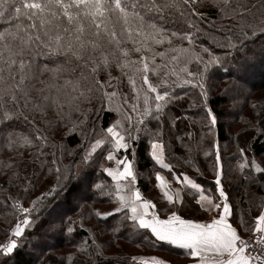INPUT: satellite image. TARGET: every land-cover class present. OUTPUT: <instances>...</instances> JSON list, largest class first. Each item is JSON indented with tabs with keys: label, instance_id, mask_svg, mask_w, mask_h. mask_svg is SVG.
Instances as JSON below:
<instances>
[{
	"label": "snow or ice",
	"instance_id": "obj_1",
	"mask_svg": "<svg viewBox=\"0 0 264 264\" xmlns=\"http://www.w3.org/2000/svg\"><path fill=\"white\" fill-rule=\"evenodd\" d=\"M213 15L228 23L217 25ZM198 36L208 37L209 45L201 43L197 51ZM258 40L264 41V0H0V153H11L0 159V175L17 189L0 199L15 217L4 229L0 264H17L19 253L28 257L27 264H97L112 241L97 243L103 230H86L85 212L106 224L119 218L110 226L117 236L130 232L125 238L133 242L182 250L187 264H264V197L246 212L224 185L234 170L260 183L252 173L264 178V158L258 162L238 147L243 162L233 165L235 157L223 154L219 119L208 103L210 73L220 69L231 77L222 94L237 110L248 53ZM112 113L115 118L104 126L103 117ZM258 120L249 122L250 128L264 136V109ZM185 121L197 130L175 135ZM73 136L78 142L70 147L66 140ZM173 138L185 149L182 157L168 147ZM145 141L161 169L154 175L166 201L163 214L136 186L137 146ZM194 151L211 161L209 186L198 182L199 167L193 176L171 162L182 158L192 167ZM65 156L72 158L68 164ZM100 157L113 165H99L113 182L110 190L106 181L89 180L88 170ZM53 173L55 182L29 200L41 177ZM77 186L115 205L100 211L74 196L73 219L59 209ZM186 206L193 210L191 218L181 213ZM254 207L260 210L252 217ZM76 226L86 235L72 245L74 252H61L57 237L71 244L79 235ZM115 264L171 262L133 254L117 257Z\"/></svg>",
	"mask_w": 264,
	"mask_h": 264
},
{
	"label": "trees",
	"instance_id": "obj_2",
	"mask_svg": "<svg viewBox=\"0 0 264 264\" xmlns=\"http://www.w3.org/2000/svg\"><path fill=\"white\" fill-rule=\"evenodd\" d=\"M213 19H217L213 15ZM264 41L258 40L255 45L250 49L248 56L251 57L250 60L247 61V72L245 74V86H244V95L240 96V105L238 106L237 110L232 111V104L230 103L227 96L223 95L222 92L225 89L226 85L230 84L231 77L226 76V74L223 72V70L215 69L210 73V79H209V85L208 87L211 88L214 93H212L208 97V103L209 106L212 107L214 112L217 114L219 119V124L217 127V131L219 134V142L222 143H228L229 145H232L233 143H236L235 145L239 144L240 147H246L253 156L259 157L264 155V136H257L255 131L250 128V126L245 125V118L246 116H249L248 120L251 121V123H254L253 119V112H252V106H251V99L255 96V94L262 90L264 94V46L261 47L262 43ZM186 43V42H185ZM203 43L205 46L209 45V38L205 36H198L195 47L196 50H199V45ZM194 70L195 66H191ZM115 74V73H114ZM40 85L37 84V87ZM128 87L125 85L123 86L122 90L126 92ZM185 91L189 92L191 95L195 96L197 89H191V88H185ZM250 91L251 95L248 96L247 92ZM198 95V94H197ZM231 95V93H229ZM247 101V102H245ZM264 101V100H263ZM199 103V101H197ZM187 102H182V108H186ZM255 110V109H254ZM173 112H176V114H180V111H178L176 108L172 109ZM195 110H190L188 112V115H192V113ZM231 114V115H230ZM114 113L108 114L103 117L104 126H107V123L109 120L113 117ZM230 115V116H229ZM243 117V119H242ZM229 119H232L231 122H228ZM188 121H185L184 123H178V127L175 129V135H183L182 131L186 129L187 131H196L197 129H191L186 127V124ZM244 126H239L238 125ZM260 123L258 120V117L256 116V122ZM254 123V124H255ZM198 128V126H197ZM246 130V131H243ZM63 131V130H61ZM57 135V133L55 134ZM173 135L171 132L168 133V137H172ZM59 138H61V134L59 135ZM77 137L73 136L66 140V143L69 144L70 147H74L75 143H77ZM173 144L171 143L168 147L172 151L175 152V155L177 157H182V154L184 153L182 147L178 146V142L173 138L172 139ZM195 142L193 141V144ZM175 145V147H173ZM245 145V146H244ZM205 149H207V144L204 145ZM49 151L51 149H48ZM32 150H27L24 152V158L25 160L29 157V152ZM5 151L3 153H0V159H7L11 153ZM248 154V152H247ZM166 155H168V152L166 151ZM251 156V155H250ZM194 161L192 167H188L184 164L183 159L181 158L179 161L176 160V164L180 163L183 165V168H186L188 174L195 176V171H193V168L195 167H201V172L203 173V178L199 179L198 182L205 183L208 179L205 178L204 174H206L207 171H210L211 168V161H206L203 154H197L195 151L192 154V157H190ZM240 157L238 156L237 159H233V161H242ZM71 160L70 157L65 156L64 158V164H68ZM174 160V159H173ZM232 161V163H233ZM154 166V162L151 160V158L148 155V147H147V141L140 143L137 146V154H136V161H135V168L137 173L139 174V177L137 178V184L141 187V189L148 193L149 195H152L154 193V178L148 177L147 180H145V176H143L149 169H151ZM94 167H90L89 172V180L92 182H96V180L100 181V177L97 173L94 171ZM31 170V169H29ZM196 170V169H195ZM161 171V170H160ZM153 173V172H152ZM163 173H165L163 171ZM55 174V173H54ZM52 174V177H49L48 175H45L41 177L40 184L36 188V190L29 196V200L34 198L35 196L39 195L41 191L45 190L48 186H50L51 183L55 182V175ZM235 174L239 173L237 171H232L228 178L230 181H233L231 186L228 187V179L224 181V185L227 191L230 192L233 190V193L235 195L236 201L232 199L234 203L239 204V207L243 208L246 212L249 210L250 205L258 204L259 198L264 197V178H261L259 174L252 175L257 177V180H260V183L257 182H250L249 180L244 179L243 177H239L238 180H236L237 176ZM235 175V176H234ZM169 176V175H168ZM46 177V178H45ZM212 181V180H211ZM109 185V188L111 187V182L107 183ZM207 184H210V181L208 180ZM0 188L8 189L7 192H0V199L4 198L6 195H16L17 189L16 188H9V185L6 182V176L0 175ZM98 192H91V191H81L80 187L77 186L72 189V192L69 194L68 199L61 205L59 211L65 212L67 216H74L75 214H78L76 210L72 209V203H73V197H83V199L80 201L81 203H87L92 208H95L93 205V202H102L101 197L98 196ZM237 195V196H236ZM246 198H251L250 201H245ZM109 202V201H108ZM27 206V204H25ZM100 210V209H99ZM184 214L187 217L193 216L192 209L189 207L183 208ZM259 207H254L250 215L252 217H255V215L259 212ZM101 211V210H100ZM10 213V209H5L2 206H0V242H4L7 239V233L4 231L6 227L9 226V222L11 224L15 223V217L12 216ZM95 219L97 225H99L101 228L99 230H103L102 232H99L98 236L102 237L99 242L100 244H103L105 241L111 240L112 243L110 246L105 247L102 250V255L97 256V264H109V261H111V264H115L116 258H126L131 255L132 250L128 246L134 247V246H140L145 248L143 253H151L149 250H153V247L147 243L136 241L133 242L132 239H126V236H131L132 234L130 232H125L123 235H115L111 230L110 226L113 224H119V218L116 219H110L107 224L99 220L94 215L88 216L87 212H85V221ZM128 223L125 222L123 227H128ZM39 230V227L38 229ZM98 230V229H97ZM98 230V231H99ZM97 231V232H98ZM76 232L79 233L78 236H74L72 243H68L61 237H57L55 243L58 246V249L61 252H73V244L79 242L80 236L86 235L85 231H82L80 228L76 227ZM89 243H91V240H89ZM158 249H160L159 252H164L166 256L172 257L170 258V261L172 264L180 263L183 264L185 261H188V258H186L182 250L175 248L174 246H168V244H159ZM142 253V254H143ZM153 253V252H152ZM154 254V253H153ZM157 256V255H156ZM163 257L164 259L167 257ZM76 258H85L87 259V254L84 253H76ZM168 259V258H167ZM178 259L176 262L175 260ZM169 260V259H168ZM17 264H27L28 257L24 255V253H19L16 257ZM175 261V262H173Z\"/></svg>",
	"mask_w": 264,
	"mask_h": 264
},
{
	"label": "rangeland",
	"instance_id": "obj_3",
	"mask_svg": "<svg viewBox=\"0 0 264 264\" xmlns=\"http://www.w3.org/2000/svg\"><path fill=\"white\" fill-rule=\"evenodd\" d=\"M213 18V17H212ZM214 20H216V23H217V25H219V24H221V23H228L227 21H220V20H218V19H214ZM262 43H264V42H262ZM262 46H264L263 44L261 45V47ZM129 91V89H127V91L126 92H128ZM212 93H214V91L211 89V88H209V96L212 94ZM196 95L198 94V90L196 91V93H195ZM252 101H251V105L253 104V103H255L256 105H257V107L255 108V110H254V108L252 107V112H253V117H254V123L256 122V116L258 117V115H259V112H260V110L261 109H264V94H263V91L262 90H259L256 94H255V96L251 99ZM233 111V110H232ZM231 115V114H230ZM229 115V116H230ZM115 118V114L113 115V117L109 120V121H111L112 119H114ZM248 118H249V116H246V118H245V125H248V126H250L249 125V122H251L250 120H248ZM231 120L232 119H229L228 120V122H231ZM253 123V124H254ZM239 126H244V124L243 125H240V123H239V125H238V127ZM192 128H190V130H191ZM63 130V129H62ZM184 132H186V129L185 130H183L182 131V133H184ZM171 134L173 135V132H171ZM59 135H60V133L58 132L57 133V135H55L54 136V140H57V141H59L60 140V138H59ZM77 142H78V140H77ZM171 143L173 144V142H172V140H171ZM221 144V143H220ZM236 143H233L232 145H229L228 143H222L221 144V147H222V151H223V154L224 155H228V154H232L235 158L234 159H237V157H238V155L236 154L237 153V148L238 147H240L239 146V144H237V145H235ZM225 145H226V147H225ZM245 146V145H244ZM30 150V149H29ZM183 152H185V150H183ZM249 152H252V151H250V149H249V151H248V156H249V158H251V157H253V155L251 154V153H249ZM8 155H9V153H8ZM251 155V156H250ZM71 158V157H70ZM256 159H257V161L259 162L260 160H261V158H264V155H262V156H259V157H255ZM72 159V158H71ZM240 160V159H239ZM172 163H174V164H176V160L174 159V160H172L171 161ZM238 162H240V163H242L243 161H238ZM237 162V163H238ZM100 163H104V164H106L107 166H113L112 165V163L111 162H107V161H105L104 159H103V157H100L99 158V161L97 162V163H95L94 165H92L91 167H94L95 169H94V171H95V173H97L98 174V176L100 177L99 179L100 180H103V181H106L107 183H110L111 182V184L113 183L112 181H111V178H109V177H107L106 176V174L105 173H102L101 171H100V167H99V165H100ZM236 163V161H233V165H235V164H237ZM177 165V167H179V168H183V165L182 164H180V163H177L176 164ZM262 166H264V165H262ZM196 168L194 167L193 168V171H195L196 172V170H195ZM200 169L202 170V168L200 167ZM161 169H160V167L158 166V165H154L151 169H149L143 176H145V180H147L148 179V177L150 178V177H153L154 179H155V175H154V173L156 172V171H160ZM153 172V173H152ZM164 172L165 173H167V170H164ZM54 174V173H53ZM168 174V173H167ZM253 174L254 175H256V173H254L253 172ZM55 175V174H54ZM236 176H237V178H236V180H238V178L240 177V175H238V174H235ZM234 175V176H235ZM49 177H52V175H48ZM204 176H205V178H209L208 180L211 182V180H213V171H212V169H210V171H207L206 172V174H204ZM138 177H139V174H138ZM46 178V177H45ZM149 180V179H148ZM208 180L205 182V183H202L204 186H209V184H207V182H208ZM98 180H96V182H97ZM228 187H230L231 186V184H232V182L233 181H230V179L228 178ZM137 187H140L139 186V184H137L136 185ZM108 190H110V188L108 189ZM140 190H141V193H142V195L145 197V198H147V199H151L152 201H153V203H155L156 205H159L162 209H163V207L165 206L164 204V199H163V195H162V193L159 191V188H157V187H155L154 188V193H152V195H149L148 193H146V192H144L142 189H141V187H140ZM228 193H229V195H230V197H231V199H233L234 201H236V199H235V195H234V193H233V190L231 191V188H230V192L228 191ZM237 196V195H236ZM97 197H99L100 198V195L98 194V196ZM251 200V198H246L245 199V201L247 202V201H250ZM101 201L102 202H93V205L95 206V208H97L98 210L100 209L101 211H110L112 208H113V206L115 205V201L114 200H111V199H101ZM109 201V202H108ZM192 212H193V210H192ZM181 213H184V210L182 209L181 210ZM77 215L78 214H75L72 218L73 219H76L77 218ZM191 217H192V215H191ZM77 228H79L78 226H76ZM84 228L86 229V230H91V231H93V232H97L101 227L99 226V225H97V223H96V221H95V219H92V220H87V221H85L84 220ZM98 229V230H97ZM245 234H247V233H244V235ZM80 238H81V236H80ZM100 239H102V237H100V236H98L97 235V242H99L100 241ZM131 248L132 250H129V251H132L131 252V255H133V254H135V255H143V256H153V255H157L158 257H160V258H163V257H165L166 256V254L164 253V252H159L160 251V249H158V246H156L155 248L153 247V250H149V252H151V253H149V254H147V253H143L142 251H144L145 250V248H143V247H140V246H134V247H131V246H128V248ZM73 250V252L75 251V249H72ZM154 254H153V253ZM143 253V254H142ZM167 258H165L166 260H168V261H170V258H172V257H168V256H166ZM164 259V258H163ZM178 259H176L175 261L176 262H180V261H177ZM175 261H173V262H175ZM171 262V261H170ZM184 263H187V261H185ZM172 264V263H171ZM176 264H180V263H176Z\"/></svg>",
	"mask_w": 264,
	"mask_h": 264
},
{
	"label": "crops",
	"instance_id": "obj_4",
	"mask_svg": "<svg viewBox=\"0 0 264 264\" xmlns=\"http://www.w3.org/2000/svg\"><path fill=\"white\" fill-rule=\"evenodd\" d=\"M169 180H171L172 179V177L171 176H168V174L167 173H163ZM155 180H154V186H155ZM174 186H179V185H174ZM159 191H160V189H159ZM161 192V191H160ZM164 201V203L166 204V201L165 200H163ZM164 204V205H165ZM157 209L158 210H161V214H163V212H162V208L159 206V205H157ZM187 217V216H186ZM187 218H191V217H187ZM168 246H170V245H168ZM171 247V246H170ZM183 264H187V263H183Z\"/></svg>",
	"mask_w": 264,
	"mask_h": 264
},
{
	"label": "built area",
	"instance_id": "obj_5",
	"mask_svg": "<svg viewBox=\"0 0 264 264\" xmlns=\"http://www.w3.org/2000/svg\"><path fill=\"white\" fill-rule=\"evenodd\" d=\"M140 188V187H139ZM245 235H248V233L247 234H245Z\"/></svg>",
	"mask_w": 264,
	"mask_h": 264
}]
</instances>
